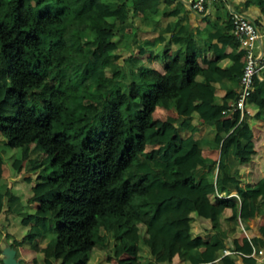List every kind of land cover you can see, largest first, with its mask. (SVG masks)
<instances>
[{
	"label": "trees",
	"instance_id": "1",
	"mask_svg": "<svg viewBox=\"0 0 264 264\" xmlns=\"http://www.w3.org/2000/svg\"><path fill=\"white\" fill-rule=\"evenodd\" d=\"M255 3L264 12V0ZM159 6V0H0V144L6 155L14 153V177L26 169L23 182L31 185L27 201L20 187L0 182V213L27 227L24 241L41 264H88L97 247L122 249L124 264H167L175 255L190 264H236V257L220 258L227 239L264 217V178L249 186L231 174L254 153L250 123L264 119V105L242 119L221 112L235 100L245 66L229 14L217 3L215 21L227 18L228 31L209 33L215 57L201 66L188 26L135 28L137 15L156 25ZM169 33L176 53L163 73L142 66L135 54L165 43ZM107 44L114 48L94 57ZM223 59L227 79L217 74ZM258 97L264 101V70L253 78L246 108ZM156 106L176 118L154 121ZM39 150L47 155L42 178L30 162ZM205 150L218 151V160ZM180 208L211 222L202 251L201 244L181 246L177 233L190 239L193 218L174 221L170 215ZM258 231L233 242L245 264H255L247 256L264 247V225ZM10 245L19 259L21 244Z\"/></svg>",
	"mask_w": 264,
	"mask_h": 264
},
{
	"label": "crops",
	"instance_id": "2",
	"mask_svg": "<svg viewBox=\"0 0 264 264\" xmlns=\"http://www.w3.org/2000/svg\"><path fill=\"white\" fill-rule=\"evenodd\" d=\"M159 17L156 18V25L148 27L145 25L143 16L137 15L135 18V28L141 31H151L159 32L162 30H169L176 27L177 24L188 26L192 31L195 40V53L197 55L198 62L201 66L204 64V60H212L215 54L209 49V44L207 42V37L210 32L219 30L222 34H227L228 31V20L227 18H221L215 21L216 17V6L217 3L222 2L226 11L229 14V20L232 13H238L244 15L250 19L257 27L259 32V39L256 41L254 53L258 57L264 52V12L255 3V0H219L213 3L208 11L199 15L192 11L190 7L189 0H159ZM172 33L166 34V42L163 44L157 43L152 45V48L148 51L145 50L143 55L135 54V57L141 60L142 66H147L149 68L155 69L160 73H163V63L170 57H173L176 53V48L172 44H168V39ZM150 41H153L151 37ZM221 45V44H220ZM219 46L218 48H220ZM240 49H238L239 51ZM230 49H226L225 53H229ZM229 60L223 59L220 61L217 67V74L222 79H227L229 77L228 71ZM173 71H176V67H173ZM139 74V70L136 71ZM261 79V77H260ZM225 92L223 90L218 91V95L222 96ZM264 105V101L259 97L255 101V105L248 107L249 116L253 117L257 113L256 108ZM154 121H164L167 117L176 118L173 111H167L161 106H156L154 112L152 113ZM250 127L253 133V148L254 153L249 162L242 164H235L231 169V174L238 176L243 185L253 186L258 181L264 178V119H252ZM154 149V154L157 150V146H146L147 148ZM147 152V151H146ZM204 156L214 158L218 160V151L205 150L203 152ZM11 179V178H10ZM16 179L13 178V181ZM6 183V182H5ZM7 184V183H6ZM9 186V184L7 185ZM30 186H28L29 197ZM16 188V187H13ZM24 190V194H25ZM25 197V195H24ZM30 201V200H27ZM33 205V210L30 208ZM36 209L35 204H29L27 211L33 213ZM230 215V211H225L224 217L221 219V223L225 226V219ZM170 217L174 221L184 220L186 218L192 217L190 239H187L186 231H179L177 237L181 246L190 247L197 246L201 244L203 247L208 244L209 237L211 236V222L209 220L200 219L194 217L191 212L186 208H180L171 213ZM264 225V217L248 222V230H245L243 225H240V229L236 234L230 236L227 239V248L231 252L229 255H224L222 251L220 258L225 256L236 257V264H245L241 257H237L233 251L234 244L236 240L241 242L243 238L251 239L259 235V228ZM20 229V230H18ZM0 250L5 247V244H10L11 241H18L21 245L19 247V261L21 264H41L39 257L30 249V243L24 241V237L27 233V227L21 225V220L13 215L6 213H0ZM162 230L168 232L170 229L166 224L162 225ZM16 231L19 234H16ZM6 235L10 236V242L7 243L5 240ZM188 236V237H189ZM198 243V244H197ZM108 244V240H106ZM192 244V245H191ZM250 256V255H249ZM247 256V257H249ZM250 258V257H249ZM129 260V257L123 252L122 249L117 250L113 253L110 247L106 248H94L91 252V258L88 264H124ZM167 264H190L180 260L178 255L169 257ZM210 264H220L219 262H214ZM255 264H258L255 261Z\"/></svg>",
	"mask_w": 264,
	"mask_h": 264
},
{
	"label": "built area",
	"instance_id": "3",
	"mask_svg": "<svg viewBox=\"0 0 264 264\" xmlns=\"http://www.w3.org/2000/svg\"><path fill=\"white\" fill-rule=\"evenodd\" d=\"M219 0H189L190 7L193 12L203 15L213 3ZM230 25L232 35L239 44L240 50L244 52L245 66L240 78L239 89L237 96L229 106L221 112L223 115L239 112L241 119L244 115H249L246 108L248 98L253 92V78L264 70V52L257 58L254 53L256 41L260 35L256 25L244 15L232 13L230 16ZM231 252L224 250V255H229ZM258 264H264V247L253 249L249 256Z\"/></svg>",
	"mask_w": 264,
	"mask_h": 264
},
{
	"label": "rangeland",
	"instance_id": "4",
	"mask_svg": "<svg viewBox=\"0 0 264 264\" xmlns=\"http://www.w3.org/2000/svg\"><path fill=\"white\" fill-rule=\"evenodd\" d=\"M27 9L29 10L30 14L32 16L35 15V11H34V8H33V5L32 4H28L27 5ZM114 48V45L113 44H107V45H103L101 46L94 54V57H97L98 54L100 52H103V51H107V50H111ZM3 75H1V78H2ZM0 140H2V138H0ZM147 152H154V149L152 148H147L146 149ZM9 155H12L14 153L12 152H9ZM6 151L3 147L2 144H0V182L8 185L9 184V187L13 188V187H20L21 190H25V198L27 200H30V197H29V193L27 192L28 191V186L23 182V177L25 176L24 174H27V170L24 169L21 173H20V176L19 178L17 177H14V175L12 174V172L10 171V163H11V158L9 157V155H6ZM30 162L31 164L35 167V168H38L40 167V169H37L35 170L36 172V175H38V178H42L44 177L45 175V166H46V159H47V155L42 151V150H39V151H36L35 154L33 155V157L30 158ZM36 164V165H35ZM34 168V169H35ZM33 173V172H32ZM38 173V174H37ZM11 178V179H10ZM13 178H15L16 180L13 181ZM6 182V183H5ZM32 204V203H31ZM32 210H33V205L30 207ZM20 230V229H18ZM18 232H21V231H16V234H19Z\"/></svg>",
	"mask_w": 264,
	"mask_h": 264
},
{
	"label": "water",
	"instance_id": "5",
	"mask_svg": "<svg viewBox=\"0 0 264 264\" xmlns=\"http://www.w3.org/2000/svg\"><path fill=\"white\" fill-rule=\"evenodd\" d=\"M0 258L2 264H21L19 259L16 258V250L10 244H5L1 250Z\"/></svg>",
	"mask_w": 264,
	"mask_h": 264
}]
</instances>
